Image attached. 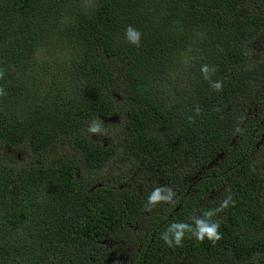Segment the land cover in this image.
<instances>
[{
    "label": "trees",
    "instance_id": "1",
    "mask_svg": "<svg viewBox=\"0 0 264 264\" xmlns=\"http://www.w3.org/2000/svg\"><path fill=\"white\" fill-rule=\"evenodd\" d=\"M263 6L0 0V143L43 156L74 137V155L0 159V264H264V179L253 160L264 151ZM129 25L142 33L139 48L125 39ZM258 40L254 57L245 46ZM204 64L222 91L203 79ZM105 91L125 104L111 141L97 142L89 124L116 111ZM112 163L107 178L79 181ZM155 179L176 196L147 212ZM228 190L235 206L213 218L215 246L164 243L169 224L191 223ZM117 236L129 258L105 249Z\"/></svg>",
    "mask_w": 264,
    "mask_h": 264
},
{
    "label": "clouds",
    "instance_id": "2",
    "mask_svg": "<svg viewBox=\"0 0 264 264\" xmlns=\"http://www.w3.org/2000/svg\"><path fill=\"white\" fill-rule=\"evenodd\" d=\"M125 39L126 41L139 48L141 46L142 33L129 25L125 29ZM215 67H210L207 64L201 65L200 72L203 79L209 82L210 87L220 92L223 89V83L220 80L213 81L212 76L215 74ZM4 76V72L0 70V79ZM6 93L4 89L0 87V97L4 96ZM196 115L200 114L199 107L196 108ZM190 122H194L193 118L189 117ZM87 131L90 134L101 136L105 134L103 128V122L99 120L92 121L89 124ZM228 195L220 202V204L212 209L207 210L201 216H193L191 218V223L189 222H173L168 225L166 230L161 234V239L168 247H180L183 245V241L187 239L194 238L198 243H203L205 240L209 241L213 246L219 242L222 238L220 233V221L213 219L218 215V213L224 212L229 206H235V200L228 190ZM176 196L175 191L167 185H155L149 195L147 196L146 203L144 205V210L151 212L158 205H166L174 203V198Z\"/></svg>",
    "mask_w": 264,
    "mask_h": 264
},
{
    "label": "rangeland",
    "instance_id": "3",
    "mask_svg": "<svg viewBox=\"0 0 264 264\" xmlns=\"http://www.w3.org/2000/svg\"><path fill=\"white\" fill-rule=\"evenodd\" d=\"M264 8V6L262 7ZM262 37H264V32L261 33ZM257 43H262L261 40L253 41V43H247L246 44V49L247 52L250 54H252V56H257L260 52V49L258 47V49H255L254 47L257 46ZM258 50V51H257ZM113 92L110 91H105V94L107 95V98L109 99V101L112 103L114 111L116 109L115 112H113V114H115L114 118L112 119L111 117L107 118V119H103V128L105 130V134L101 135V136H96L93 134H88V138H90L93 141H104L107 140L111 141L110 138V134L111 131L115 130L113 128V125L116 124V122H118L119 117H122L123 112H119V107L124 106V101L122 99H120L117 96H114L112 94ZM112 116V115H109ZM87 135V133H86ZM74 137H60L53 145H51V147L48 148V150L44 153V155H40L38 153H34V152H29V150L21 144H17L13 147L11 146H6L4 143H0V159L4 160L5 163L8 164H12L15 166H18L19 163L25 159H29V158H40V157H49L50 155L54 154L56 156H62L64 154H67V152L69 154L74 155V152L70 149L69 144L70 142L73 140ZM253 160L255 161V169L257 168L258 170H260L262 172V176L264 179V151L260 150L258 152L255 153V157L253 158ZM83 164V163H82ZM113 163L109 164V166L107 165L105 168L100 169L94 171L93 169H89V170H84L82 171V175L79 178V181H82L86 178V179H91L94 180L96 179V177H105L107 178L110 173L112 174L113 169H112ZM97 173V175H96ZM146 174V172H144L141 176L142 179L147 178L146 176H144ZM78 177V176H77ZM148 179V178H147ZM140 185V184H138ZM153 185H159L158 184V179L154 180V184ZM122 241H126V244H124ZM104 244L105 249H116L117 247H120V251L122 252V254L126 257L129 258L131 250L129 252V246H130V242L128 240H126L125 238H121L120 236H117L115 239H112L111 241H104L102 242ZM128 260H124L122 261L120 258H118V260L116 261V258L114 257V259H106V263L105 264H126L124 262H126Z\"/></svg>",
    "mask_w": 264,
    "mask_h": 264
}]
</instances>
